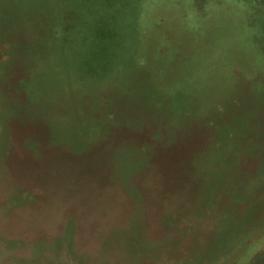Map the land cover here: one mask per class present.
I'll return each instance as SVG.
<instances>
[{
    "label": "rangeland",
    "instance_id": "1",
    "mask_svg": "<svg viewBox=\"0 0 264 264\" xmlns=\"http://www.w3.org/2000/svg\"><path fill=\"white\" fill-rule=\"evenodd\" d=\"M0 264H264V0H0Z\"/></svg>",
    "mask_w": 264,
    "mask_h": 264
},
{
    "label": "trees",
    "instance_id": "2",
    "mask_svg": "<svg viewBox=\"0 0 264 264\" xmlns=\"http://www.w3.org/2000/svg\"><path fill=\"white\" fill-rule=\"evenodd\" d=\"M118 52L119 53H121L122 51L121 50H118ZM120 64H122L121 62H120ZM123 69H124V67L123 66H120V67H117V71H121L122 73H123ZM115 71V70H114ZM122 74H120V76H121ZM135 82V81H134Z\"/></svg>",
    "mask_w": 264,
    "mask_h": 264
}]
</instances>
